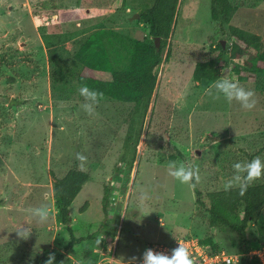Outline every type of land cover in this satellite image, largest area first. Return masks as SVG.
<instances>
[{"label":"rangeland","instance_id":"1","mask_svg":"<svg viewBox=\"0 0 264 264\" xmlns=\"http://www.w3.org/2000/svg\"><path fill=\"white\" fill-rule=\"evenodd\" d=\"M179 1L149 105L104 96L93 117L81 108L82 66L75 55L101 30L113 61H126L134 40L153 43L141 15L154 0H0V264H33L50 253L60 254L61 264L140 263L149 245L191 236L242 253L236 232L211 225L207 196L224 190L234 163L264 161V75L241 83L233 69L238 62L228 55L220 64L219 79L254 90L251 110L222 95L214 98V83L198 87L196 64L215 60L217 45L224 41L230 49L233 39L228 26L223 32L212 19V0ZM230 1L237 7L230 25L264 41V0ZM63 11H79L83 20L59 22ZM97 76L111 80L110 73ZM77 152L87 157L83 169ZM170 160L199 168L205 207L196 204L194 188L168 174ZM74 168L90 179L71 206L75 236L85 241L68 248L53 177ZM141 193L148 198L142 201ZM87 201L88 210L80 214ZM41 206L50 212L43 225L28 213ZM22 226L32 229L27 240L17 237ZM246 237L249 250L264 244V208L248 224Z\"/></svg>","mask_w":264,"mask_h":264},{"label":"trees","instance_id":"2","mask_svg":"<svg viewBox=\"0 0 264 264\" xmlns=\"http://www.w3.org/2000/svg\"><path fill=\"white\" fill-rule=\"evenodd\" d=\"M179 0H154L153 5L141 15V22L149 27L153 43L134 40L131 44L129 57L113 61L105 46L106 31H98L89 36L75 55V60L82 66L78 74L79 87L87 85L90 89L99 90L105 97L122 103H132L136 106H148L158 84L157 69L163 63V50L171 37L173 26L178 14ZM237 7L230 0H212L211 16L225 32L228 26L229 36L233 39L230 49L224 48L220 42L216 51L219 52L215 60L199 62L193 72V80L197 86L212 85L221 77V63L229 58L238 64L233 68L236 78L241 83H255L259 76L264 75V41L261 36L248 32L242 28L230 25ZM79 11L61 12L59 22L83 20ZM160 39V47H156L155 39ZM168 52V56H169ZM168 56L166 59H168ZM98 72L110 73L111 80L100 79ZM204 84V85H203ZM89 173L77 168L71 169L63 178L53 177V191L58 219L69 233L68 248L74 247L85 238L75 236L71 206L84 185L89 181ZM196 204L205 207L203 193L196 185ZM110 189L106 188L103 196V208L109 211L111 200ZM208 213L212 226H223L236 232L239 236L242 253L249 250L246 228L264 208V182L253 183L243 197L238 190L217 191L208 194ZM90 206L87 201L79 213H85ZM214 250L218 248L211 239L203 240ZM49 255H44L33 264H45ZM62 256L55 254L54 264H61ZM239 264H256L255 261L243 257Z\"/></svg>","mask_w":264,"mask_h":264},{"label":"clouds","instance_id":"3","mask_svg":"<svg viewBox=\"0 0 264 264\" xmlns=\"http://www.w3.org/2000/svg\"><path fill=\"white\" fill-rule=\"evenodd\" d=\"M215 97L221 95L224 99L231 103L238 102L242 108L251 110L256 106L255 92L251 89H246L237 81L227 78L218 79L214 82ZM79 94L84 98V103L81 105L82 110L88 116H95L96 106L104 99V93L99 90L90 89L87 85H82L79 88ZM75 158L79 161L78 167L83 169L87 163V157L80 152L75 154ZM168 174L181 184H187L192 188L200 182L199 168L191 162H167ZM233 175L224 185V191L238 190V195L243 197L249 187L257 180L264 179V161L259 157L247 162H236L232 166ZM146 194L141 193L140 199L146 200ZM32 219L38 224H46L50 217L49 209L46 206L32 208L28 210ZM17 237L22 240H27L31 234V227H20L16 230ZM104 237L98 238L96 244L99 246ZM135 259V258H133ZM55 254L50 253L45 264H54ZM142 264H194L189 250L179 243L178 247L172 250L171 255L163 252H156L153 249H146L142 256Z\"/></svg>","mask_w":264,"mask_h":264},{"label":"built area","instance_id":"4","mask_svg":"<svg viewBox=\"0 0 264 264\" xmlns=\"http://www.w3.org/2000/svg\"><path fill=\"white\" fill-rule=\"evenodd\" d=\"M179 243L189 250L194 264H239L243 257L255 261L256 264H264V244L246 253L232 255L224 250H214L211 245L191 236L178 238L169 243L152 244L147 249L151 248L156 252L171 255L172 250L178 247ZM132 264H142V261Z\"/></svg>","mask_w":264,"mask_h":264},{"label":"water","instance_id":"5","mask_svg":"<svg viewBox=\"0 0 264 264\" xmlns=\"http://www.w3.org/2000/svg\"><path fill=\"white\" fill-rule=\"evenodd\" d=\"M138 18H139V15H135L133 17V19H138ZM155 43H156V47L159 48V46H160V39L159 38H156L155 39ZM221 43H222L223 47L225 48V42L222 41Z\"/></svg>","mask_w":264,"mask_h":264},{"label":"crops","instance_id":"6","mask_svg":"<svg viewBox=\"0 0 264 264\" xmlns=\"http://www.w3.org/2000/svg\"><path fill=\"white\" fill-rule=\"evenodd\" d=\"M87 183H88V182H87ZM87 183H86V184H87ZM86 184H85V185H86ZM85 185H84V186H85ZM83 188H84V187H83ZM81 192H82V191H81ZM78 196H79V195H78ZM75 200H76V199H75Z\"/></svg>","mask_w":264,"mask_h":264}]
</instances>
